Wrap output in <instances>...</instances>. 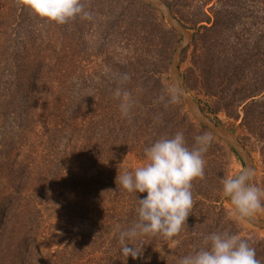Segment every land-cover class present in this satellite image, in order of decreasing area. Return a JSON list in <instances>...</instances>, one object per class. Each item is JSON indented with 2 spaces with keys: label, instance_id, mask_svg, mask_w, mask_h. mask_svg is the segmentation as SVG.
<instances>
[{
  "label": "rangeland",
  "instance_id": "1",
  "mask_svg": "<svg viewBox=\"0 0 264 264\" xmlns=\"http://www.w3.org/2000/svg\"><path fill=\"white\" fill-rule=\"evenodd\" d=\"M162 1L191 35L179 78L205 112L221 94L235 95L237 78L226 67L233 56L264 65L259 0ZM84 3L91 20L58 25L23 0H0V264H88L90 253L96 263H112L92 236L97 219L88 217L98 218L102 203L114 210L117 231L131 227L136 196L146 194L128 193L116 177L145 163L146 147L180 131L189 148L197 135L212 137L204 179L193 181L187 226L171 239L142 238L140 258L120 256L114 264H177L200 234L216 231L250 236L264 264V230L235 216L222 192V179L243 169L242 161L205 129L198 133L172 88L170 62L181 36L157 10L133 1ZM125 74L130 79L121 83ZM117 88L134 101L130 119L121 115ZM217 117L249 153L252 183L264 188L260 144L238 128L240 119ZM253 217L264 220V211ZM116 245L120 253L119 239Z\"/></svg>",
  "mask_w": 264,
  "mask_h": 264
},
{
  "label": "clouds",
  "instance_id": "2",
  "mask_svg": "<svg viewBox=\"0 0 264 264\" xmlns=\"http://www.w3.org/2000/svg\"><path fill=\"white\" fill-rule=\"evenodd\" d=\"M39 18L65 25L69 21L91 20L93 13L84 0H23ZM130 77L125 74L121 83ZM114 98L125 118L130 117L133 99L128 91L117 88ZM212 143L208 134L197 135L189 148L182 131L171 138L156 140L144 149L145 163L134 170H124L116 177L128 193L146 194L137 200V220L126 230H118L120 254L136 260L142 256V238L162 236L171 239L187 226L194 205L193 181L205 176L204 155ZM253 171L238 169L222 179V192L232 206V212L244 220L264 211V188L252 183ZM251 237H241L228 231L200 234V244L179 258L177 264H261Z\"/></svg>",
  "mask_w": 264,
  "mask_h": 264
},
{
  "label": "trees",
  "instance_id": "3",
  "mask_svg": "<svg viewBox=\"0 0 264 264\" xmlns=\"http://www.w3.org/2000/svg\"><path fill=\"white\" fill-rule=\"evenodd\" d=\"M130 1L138 3L147 9H154L144 2L138 0ZM259 2L261 6L259 9L261 12L258 13L264 16V0H259ZM247 60L248 59L246 57L233 56L231 63H227L226 65L231 73L236 76L235 78H237V82L235 81V95L228 97V95L221 94L214 99V102L212 103L213 107H211L208 112H205L202 108L201 109L212 121H214V123L222 127L223 124L217 117L219 112H224L227 118L235 120L240 119L238 128L242 131L244 129L249 131L250 135L256 139V141L260 144L262 151L261 155L264 160V65H246ZM215 70H217V68H215ZM147 80L148 76L141 78L142 83H145ZM210 94L212 96L217 95L216 92H211ZM21 97L25 104H29V99L31 97L30 91ZM209 114L212 116H209ZM196 130L198 133L203 134V128L199 124H196ZM97 208L99 212V219L93 215L88 217L91 222L92 219H97V221H95L96 224L94 225L96 233H93L92 236H94L97 240H101L100 248L102 249L100 254L109 256L108 258L106 257V259L113 258V261L110 264H114V262L117 263L116 260L118 257L123 256L120 253H116L118 252L116 251L118 246H113V244L118 241V231L117 228H114L113 226V223H116L114 219V210L112 208H104L102 203H100ZM89 256L90 259L88 260V264H99L95 262V257H92V253H90ZM97 259L104 260L102 258Z\"/></svg>",
  "mask_w": 264,
  "mask_h": 264
},
{
  "label": "water",
  "instance_id": "4",
  "mask_svg": "<svg viewBox=\"0 0 264 264\" xmlns=\"http://www.w3.org/2000/svg\"><path fill=\"white\" fill-rule=\"evenodd\" d=\"M144 2L155 10H157L167 25L178 33L182 42L173 51L170 62V75L172 88L181 100L191 118L198 123L203 129L208 131L217 140L225 143L230 149L240 158L243 163V169L252 170V164L249 153L246 151L244 145L238 137L229 129L219 126L212 121L201 109L199 104L186 92L182 86L179 78L178 59L181 53L189 46L191 42V35L189 31L178 21L169 7L162 0H139ZM244 221L258 229L264 230V220L256 217H249Z\"/></svg>",
  "mask_w": 264,
  "mask_h": 264
}]
</instances>
